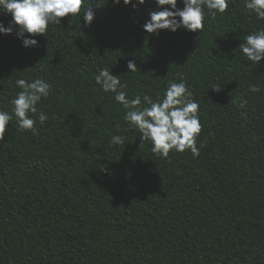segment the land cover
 Listing matches in <instances>:
<instances>
[{"label":"trees","instance_id":"obj_1","mask_svg":"<svg viewBox=\"0 0 264 264\" xmlns=\"http://www.w3.org/2000/svg\"><path fill=\"white\" fill-rule=\"evenodd\" d=\"M90 7V27L70 14L32 37L36 48L15 31L0 35V109L11 112L17 79L51 85L38 134L13 117L0 135V264H264V60L239 49L264 21L231 0L200 34L156 35L143 28L155 0ZM104 67L129 97L162 98L183 77L200 105V156L163 158L141 145L126 110L95 82ZM112 135L124 143L109 144Z\"/></svg>","mask_w":264,"mask_h":264},{"label":"clouds","instance_id":"obj_2","mask_svg":"<svg viewBox=\"0 0 264 264\" xmlns=\"http://www.w3.org/2000/svg\"><path fill=\"white\" fill-rule=\"evenodd\" d=\"M91 0H0V15L8 14L11 20L5 26L0 20V35H10L14 31L25 48H36L38 40L32 37L43 35L50 25H61V18L78 17L85 27H90L95 13L90 7ZM119 5L121 0H111ZM183 7H178V0H155L157 10L150 11L143 28L149 34L158 35L161 30L176 32L185 29L189 32H200L205 27L206 18H215L224 14L231 0H181ZM125 5L133 8L143 5L146 0H123ZM244 8L249 14H254L258 20L264 21V0H244ZM71 23V22H70ZM26 34H31L26 35ZM239 49L248 61L260 64L264 60V28L248 33ZM129 72H136L134 60L127 63ZM95 82L104 93H113V99L126 110L124 120L129 127L139 130L141 145L145 141L151 142V152L167 158L170 152H191L193 158L200 156L203 144L197 146V138L202 131L199 116L200 105L194 98L187 81L179 78L168 81L163 97L153 100L148 95H134L129 97L127 85L121 83L120 76L113 75L107 67L99 70L94 77ZM16 86L20 89L11 99V112L0 109V135L3 136L9 127V122L15 117L18 129L30 130L33 135L38 134L36 124L41 126L49 119L48 115L37 110V105L51 94V85L43 78L31 80L17 79ZM211 89L219 93V83ZM251 92L256 93L260 88L250 86ZM241 100L240 107L246 105ZM29 113L37 114L38 120ZM119 128V125H117ZM121 135H112L108 141L113 146L124 143Z\"/></svg>","mask_w":264,"mask_h":264}]
</instances>
